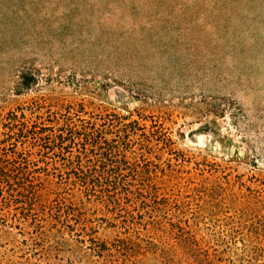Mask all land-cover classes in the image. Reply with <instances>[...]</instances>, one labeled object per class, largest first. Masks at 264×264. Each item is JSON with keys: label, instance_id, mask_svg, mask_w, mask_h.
<instances>
[{"label": "rangeland", "instance_id": "374dc122", "mask_svg": "<svg viewBox=\"0 0 264 264\" xmlns=\"http://www.w3.org/2000/svg\"><path fill=\"white\" fill-rule=\"evenodd\" d=\"M0 264H264V0H0Z\"/></svg>", "mask_w": 264, "mask_h": 264}]
</instances>
